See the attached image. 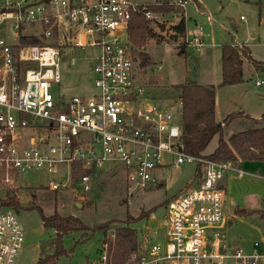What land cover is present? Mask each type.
<instances>
[{"label": "built area", "instance_id": "2783aa9c", "mask_svg": "<svg viewBox=\"0 0 264 264\" xmlns=\"http://www.w3.org/2000/svg\"><path fill=\"white\" fill-rule=\"evenodd\" d=\"M190 1L155 0L152 5L172 7L184 17ZM148 5L131 0H11L0 6V23L10 20L17 40L24 27L37 25L39 34L29 35L43 42L8 44L0 37V189L6 192L4 198L11 194L17 198L19 178L29 171L53 174L59 164L68 165L67 180L48 181L46 187L86 192L95 172L119 162L129 205L136 190L159 181L157 171L194 164L198 182L165 204L161 222L155 229L145 226L123 264H264V239L249 247L227 245L222 182L228 173L263 180L264 174L246 171L231 160L186 152L181 140V97L157 100L136 77L127 31L132 13L155 22L160 13L148 10ZM259 22L264 25V0L259 4ZM182 41L185 48L198 53L204 46L202 38L187 28ZM88 47L96 49L90 95L55 96L53 88L61 82V53ZM257 71L254 85L264 88V68ZM72 164L87 173L73 178ZM16 208L0 207V264H16L25 240ZM114 238L115 229H108L99 257L87 264H113Z\"/></svg>", "mask_w": 264, "mask_h": 264}, {"label": "rangeland", "instance_id": "374dc122", "mask_svg": "<svg viewBox=\"0 0 264 264\" xmlns=\"http://www.w3.org/2000/svg\"><path fill=\"white\" fill-rule=\"evenodd\" d=\"M8 1L11 0H0V6ZM131 1L146 5L155 0ZM261 1L191 0L185 7L187 28L195 30V34L202 38L204 46L199 53L186 48L184 57L181 56L179 46L182 39L173 40L171 32L161 31L159 28L160 24L167 27L176 23L181 13H175L173 16L159 14L157 19H154L155 22L149 24L162 38H149L143 46L131 44L137 79L144 84L149 95L157 100L181 97L178 85L186 83L187 80L213 86L217 98V116L221 118L226 113L231 114L227 122L225 120V125L223 124L225 140L237 132L263 127L264 88L255 87L254 78L258 71L247 56L242 58L243 81L233 85H221L222 45L230 44L233 48L243 45L247 47L254 61L264 62V25L259 22ZM240 16H244L245 20L242 21ZM10 23V20L0 23V37L5 38L8 44H16L18 40L10 31ZM198 26L202 29L197 32ZM39 32L37 25L26 26L22 34ZM251 34L254 36L251 37ZM233 43L236 44L233 46ZM95 54L96 49L89 47L84 50L77 48L70 54L62 52L61 82L53 88V94L63 97L90 95L93 90L92 65ZM142 55L147 56L148 64H142ZM218 138L216 134L211 139L203 150V155L214 151ZM195 170L194 164H185L156 172L159 181L151 184L148 189L136 190L129 205L126 203L124 168L119 162L107 163L95 172L86 192L75 191L72 187L59 191L46 187L48 181L67 180V164H59L53 174L29 171L19 178V188L16 190L20 204L16 210L25 233L16 264H37L40 256L53 252L51 242L56 238V232L54 229L43 227L38 209H41L45 216L57 212L62 217L70 215L78 220L73 231L62 237L61 245L67 253L56 258L53 264H87L86 259L92 261L99 257L100 245L106 232L96 230L91 233L89 230H82V226L91 228L109 222L108 229L114 230L125 222L128 214L131 221H134L130 223V227L140 240L145 226L155 229L161 222L165 214V201L195 186ZM5 194L6 192L0 189V199H4ZM261 206L260 202L256 207ZM152 208L154 210L147 217L136 220L140 213L145 215L146 211ZM225 208L227 212V200ZM151 215L154 219H150ZM241 218V221L233 218L230 228L227 230L226 226L224 229L226 242L240 244L253 234L263 238L261 232L264 230V215L259 217L250 214Z\"/></svg>", "mask_w": 264, "mask_h": 264}, {"label": "trees", "instance_id": "16d2710c", "mask_svg": "<svg viewBox=\"0 0 264 264\" xmlns=\"http://www.w3.org/2000/svg\"><path fill=\"white\" fill-rule=\"evenodd\" d=\"M148 10L160 14H170L177 12L169 6L148 5ZM142 13H132L128 25V39L132 45L143 46L149 38L161 39V35L154 31ZM161 31H169L173 40L183 38L186 28V21L183 15L178 21L166 29V25L160 24ZM19 44L21 45H38L42 41L33 35H20ZM181 54H185V45L183 41L179 42ZM242 52V53H241ZM248 57L250 63L255 67L264 68V62L254 61L247 47L241 45L240 48H233L230 44H224L221 47V85H233L243 81L242 58ZM142 64H148L147 56L142 55ZM182 99V136L186 152L193 155H203V150L209 144L211 139L218 134V143L216 148L208 156L215 160H231L237 163L239 160H264V126L237 132L231 135L227 140L223 137V125L216 122L214 117L215 110V90L213 86L184 83L178 85ZM231 114L225 117L224 122ZM264 119V114H263ZM225 125V124H224ZM252 148V149H251ZM72 176L78 178L80 175L87 173L81 170L77 164H72ZM169 200L165 201L166 203ZM1 206L19 207L20 204L16 197L7 195L6 198L0 199ZM154 209L146 211L145 215L140 213L141 219L147 217ZM40 213L43 227L54 229L56 238L51 242L53 252L38 258L37 264H53L55 259L67 252L62 247V237L69 231H73L74 224L78 220L73 216L62 217L57 212L50 216H45L41 209ZM126 214V220L115 228V238L111 243L110 257L113 264H123L127 255L131 252L132 247L136 245L137 237L134 229L130 227L131 218ZM109 222L94 225L91 228L82 226V230H89L91 233L96 230L106 232Z\"/></svg>", "mask_w": 264, "mask_h": 264}, {"label": "crops", "instance_id": "0c3cea01", "mask_svg": "<svg viewBox=\"0 0 264 264\" xmlns=\"http://www.w3.org/2000/svg\"><path fill=\"white\" fill-rule=\"evenodd\" d=\"M33 2H37V1L33 0ZM184 18L186 21V28H187V16L185 14H184ZM193 31L195 32V30ZM250 36L253 37V34H251ZM181 56L184 57V54H182ZM254 68H256V70L258 69V67H255V66ZM186 83L199 84L192 80H187ZM228 114L226 113L221 118L217 116V98H216V92H215V110H214L215 121L221 122L222 124H224L223 119ZM237 164L246 171L259 172L261 174H264V160L262 161L260 160H239ZM193 181L195 183L198 182V175L196 174V170H195V176H194ZM222 182H223V186L225 187V192H226L225 200H227V212L225 208V213L227 216V230L232 225L233 218H237L239 221H241L242 219L241 217H244L246 215L251 214L252 216L257 215L259 217H262L264 215V180L263 179L254 178L248 175H245L239 178L234 173H228ZM260 202L262 206L261 208H257L256 206L258 205V203L260 204ZM261 233L263 236L262 239H264V230H262ZM259 239L260 238L256 237V235L253 234L252 237L246 238V240H243L240 244H235V243L230 244L229 242H227V245L249 247L253 241L259 240ZM87 261L88 260L86 259V262Z\"/></svg>", "mask_w": 264, "mask_h": 264}, {"label": "water", "instance_id": "95a60500", "mask_svg": "<svg viewBox=\"0 0 264 264\" xmlns=\"http://www.w3.org/2000/svg\"><path fill=\"white\" fill-rule=\"evenodd\" d=\"M10 196L13 197V194H11ZM132 249H133V247H132Z\"/></svg>", "mask_w": 264, "mask_h": 264}]
</instances>
